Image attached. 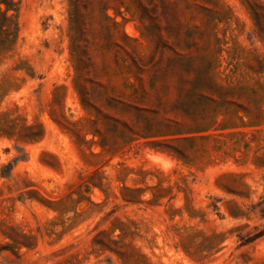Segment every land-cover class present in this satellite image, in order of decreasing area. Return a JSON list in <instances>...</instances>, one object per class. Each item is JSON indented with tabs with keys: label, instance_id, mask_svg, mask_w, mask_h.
<instances>
[{
	"label": "rangeland",
	"instance_id": "rangeland-1",
	"mask_svg": "<svg viewBox=\"0 0 264 264\" xmlns=\"http://www.w3.org/2000/svg\"><path fill=\"white\" fill-rule=\"evenodd\" d=\"M0 264H264V0H0Z\"/></svg>",
	"mask_w": 264,
	"mask_h": 264
},
{
	"label": "trees",
	"instance_id": "trees-1",
	"mask_svg": "<svg viewBox=\"0 0 264 264\" xmlns=\"http://www.w3.org/2000/svg\"><path fill=\"white\" fill-rule=\"evenodd\" d=\"M104 10H105V11L107 10V6L104 7ZM115 11H116V9H115ZM105 18H107V19H112V18H110L108 15H106V13H105ZM112 21H113V25H117V22H116V21H114L113 19H112ZM103 28L107 31V33H110V27H109V26H107V25H103ZM105 92H106V91H105Z\"/></svg>",
	"mask_w": 264,
	"mask_h": 264
}]
</instances>
